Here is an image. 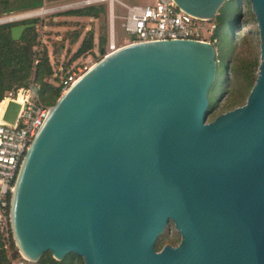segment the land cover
<instances>
[{"label":"water","instance_id":"water-1","mask_svg":"<svg viewBox=\"0 0 264 264\" xmlns=\"http://www.w3.org/2000/svg\"><path fill=\"white\" fill-rule=\"evenodd\" d=\"M173 1L214 20L228 0ZM247 1L260 35L257 79L243 106L214 121L218 62L207 42L121 47L61 95L12 195L13 241L26 261L50 252L84 264H264V0ZM31 27H12L13 40ZM20 109L11 101L4 121ZM170 223L181 241L157 251Z\"/></svg>","mask_w":264,"mask_h":264},{"label":"built area","instance_id":"built-area-1","mask_svg":"<svg viewBox=\"0 0 264 264\" xmlns=\"http://www.w3.org/2000/svg\"><path fill=\"white\" fill-rule=\"evenodd\" d=\"M229 1V0H228ZM115 4H119L126 10L123 27L129 38L124 43H118L115 35ZM103 9L108 15V41L104 47H98L97 55L109 56L121 47L146 42L181 39L211 43L219 54L216 47L217 40L214 38L216 30L215 20H206L192 16L181 10L173 0H156L145 5H130L122 0H76L71 4L43 10L44 13L67 10H83L87 8ZM40 12H29L19 15L0 17V21L14 19L15 21L1 22L17 23L29 18H34ZM83 40V39H82ZM84 42V41H83ZM81 41V43H83ZM104 54H101V49ZM38 60L35 64H38ZM53 74L45 79V83L60 89L61 95L81 78L92 66L78 62L70 66V70L62 62L59 68L56 63L50 61ZM219 64V60H217ZM68 70V71H67ZM40 86L31 84L28 88L12 89L7 91L0 102V234L9 248L13 240L11 228V200L15 188L16 179L33 139L41 129L52 106L44 105L38 98ZM17 102L21 109L15 123L4 121L7 105ZM9 264H16L13 260Z\"/></svg>","mask_w":264,"mask_h":264},{"label":"trees","instance_id":"trees-1","mask_svg":"<svg viewBox=\"0 0 264 264\" xmlns=\"http://www.w3.org/2000/svg\"><path fill=\"white\" fill-rule=\"evenodd\" d=\"M13 2L15 3L13 4ZM16 2L18 0H0V15L10 14L18 10L36 9L42 7L44 4V0H31L29 3L20 6L16 5ZM227 2L216 17V30L214 32V38L217 40V44L219 43L217 38L218 34L226 35L229 39V51L219 50L216 44L219 51L217 57V60H219L218 69H220V66H224L223 82L226 88L220 96L215 97L221 81L217 75L210 91L209 114L218 106V102L223 94L227 95L228 100L222 106L221 113L243 106L255 84L260 64V54L255 39L250 35H246L238 42L233 37L234 32L236 30L240 31L242 27L241 19L244 16L242 6H239V11L236 16L232 17V20H229V15L227 10H225ZM248 8H251L250 4ZM102 12V8L92 7L83 10L68 11L64 15L98 18ZM250 15L253 24L257 23L252 11H250ZM32 23L36 24L37 21H21L0 25V102L7 91L28 88L31 84H36L42 87L44 91L42 95L43 103L54 106L61 97V93L60 89L44 82L46 78L52 76L53 71L47 51H44L42 54L34 51L38 40L36 28H28L19 41L13 40L12 37V27L18 24ZM248 34L253 33L248 32ZM79 37L80 34L75 33L74 43H76ZM256 40L259 41V39ZM106 43L107 40L105 37L100 39L101 47H104ZM93 50L94 33L91 32L82 43L76 57L92 52ZM37 60L39 62L35 64ZM167 233L168 231L159 238L156 244L157 251H160L168 243L174 244L172 241H169ZM6 246V241L0 234V264H9L14 258L11 255V251H15L16 249L14 241H11L9 248H6ZM30 264H84V261L75 254H69L62 261H57L50 252H46L42 255L38 263Z\"/></svg>","mask_w":264,"mask_h":264},{"label":"rangeland","instance_id":"rangeland-1","mask_svg":"<svg viewBox=\"0 0 264 264\" xmlns=\"http://www.w3.org/2000/svg\"><path fill=\"white\" fill-rule=\"evenodd\" d=\"M30 1L31 0H18V2H16V5L20 6L22 4H27ZM74 1L76 0H44V4L40 8L18 10L10 14H6V16H12V15L15 16L19 14L36 12V11L40 12V14L35 16L34 18L23 20V21H32V20L37 21L35 28L38 33V40H37V45L34 48V51L36 53H41V54L44 51H47L50 61L52 60L53 62L56 63V68H59L62 62L64 63V65H66L68 70H70V66L75 62L92 66L93 64H96L100 60H102V57L97 55L98 47H101L100 39L105 37L106 40L108 41L107 12L104 10L102 13H100L98 18H95V17H86V16L80 17V16L64 15V13L74 10V9L67 10V8L50 13H44L43 11L46 9L49 10L55 7L68 5L73 3ZM122 1L130 5H135V4L145 5L148 2L154 3L156 0H122ZM14 3L15 2H13V4ZM241 3L244 4V6H242V12L244 15L243 18L241 19L242 27L240 31L236 30L234 32L233 37L238 42H240L242 37L246 35L252 36L253 39H255V43H257L258 52L260 54V45H259L260 35L257 29V23L253 24L252 22V18L250 15V11H252V9L248 8L249 2L247 0H231L227 2L225 10H227V13L229 15V20L230 19L232 20V17L236 16L237 12L239 11V6ZM114 12L116 16L114 22L116 40L119 44L124 43L129 38L128 33L125 31L123 27L124 19L122 18L126 15V10L123 7H121L119 4H115ZM2 16L3 15H0V17ZM91 32L94 33V41H97V45L94 44V50L87 54H83L81 56L76 57V54L78 53L82 45L81 41L82 42L85 41L86 37ZM248 32H252L253 34H248ZM75 33L80 34V37L76 41V43H74ZM217 38L219 40V43L217 44L219 50L229 51L230 48H229L228 36L223 34H218ZM256 39H259V41ZM218 70L220 71L218 73V76L220 77L221 81L215 93V97L220 96L225 91L226 88L223 82L224 66H220V69ZM43 93L44 91L42 87H40L38 98L41 103H43L42 101ZM227 100H228L227 95L223 94L222 98L218 102V106L214 110H212V112L208 115L207 122H212L215 120V118L218 115L223 114L221 113V108L222 106L225 105ZM167 235L169 241H172L174 243L173 246H177L180 243L181 238L178 235L175 226L171 223L169 224ZM15 248H16L15 251H11V255L14 257L13 261L16 264H30L19 253L16 245Z\"/></svg>","mask_w":264,"mask_h":264},{"label":"bare ground","instance_id":"bare-ground-1","mask_svg":"<svg viewBox=\"0 0 264 264\" xmlns=\"http://www.w3.org/2000/svg\"><path fill=\"white\" fill-rule=\"evenodd\" d=\"M10 21H15L14 19H5V20H3V21H0V23L1 22H10Z\"/></svg>","mask_w":264,"mask_h":264},{"label":"crops","instance_id":"crops-1","mask_svg":"<svg viewBox=\"0 0 264 264\" xmlns=\"http://www.w3.org/2000/svg\"><path fill=\"white\" fill-rule=\"evenodd\" d=\"M80 17H82V16H80ZM94 44L97 45V41H94Z\"/></svg>","mask_w":264,"mask_h":264},{"label":"flooded vegetation","instance_id":"flooded-vegetation-1","mask_svg":"<svg viewBox=\"0 0 264 264\" xmlns=\"http://www.w3.org/2000/svg\"><path fill=\"white\" fill-rule=\"evenodd\" d=\"M19 25H26V24H18L17 26H19Z\"/></svg>","mask_w":264,"mask_h":264}]
</instances>
